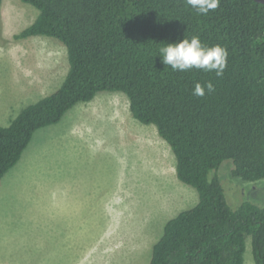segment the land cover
I'll list each match as a JSON object with an SVG mask.
<instances>
[{"label": "trees", "instance_id": "16d2710c", "mask_svg": "<svg viewBox=\"0 0 264 264\" xmlns=\"http://www.w3.org/2000/svg\"><path fill=\"white\" fill-rule=\"evenodd\" d=\"M22 1L39 13L15 37L59 39L69 70L57 90L0 124V180L38 129L101 91H121L133 116L156 126L175 156L177 177L199 195L166 222L150 264H245L248 237L253 262L264 264V205L247 197L233 208L219 175L232 160V178L264 180V3L220 0L202 15L186 0ZM193 36L227 49L222 76L163 64L161 47ZM209 81L214 91L192 94L197 82Z\"/></svg>", "mask_w": 264, "mask_h": 264}, {"label": "rangeland", "instance_id": "374dc122", "mask_svg": "<svg viewBox=\"0 0 264 264\" xmlns=\"http://www.w3.org/2000/svg\"><path fill=\"white\" fill-rule=\"evenodd\" d=\"M1 1L0 124L8 125L60 87L69 60L57 38L15 37L36 7ZM230 169L224 161L219 175L232 207L247 197L264 205V180L240 181ZM198 201L156 126L133 116L124 92L101 91L38 129L0 180V264H150L166 222ZM251 250L248 237L245 264H255Z\"/></svg>", "mask_w": 264, "mask_h": 264}, {"label": "clouds", "instance_id": "9594fccd", "mask_svg": "<svg viewBox=\"0 0 264 264\" xmlns=\"http://www.w3.org/2000/svg\"><path fill=\"white\" fill-rule=\"evenodd\" d=\"M186 3L198 14L207 15L219 6L220 0H186ZM159 52L163 57V64L171 66L173 70L183 72L195 68L215 72L217 76L223 75L228 57L227 49L220 45L206 46L198 36L167 44ZM206 90L209 93L214 91V85L210 81L204 85L197 82L192 94L202 97Z\"/></svg>", "mask_w": 264, "mask_h": 264}, {"label": "water", "instance_id": "95a60500", "mask_svg": "<svg viewBox=\"0 0 264 264\" xmlns=\"http://www.w3.org/2000/svg\"><path fill=\"white\" fill-rule=\"evenodd\" d=\"M256 1H259V2H262V3H264V0H256Z\"/></svg>", "mask_w": 264, "mask_h": 264}, {"label": "crops", "instance_id": "0c3cea01", "mask_svg": "<svg viewBox=\"0 0 264 264\" xmlns=\"http://www.w3.org/2000/svg\"><path fill=\"white\" fill-rule=\"evenodd\" d=\"M110 211H113V208H108ZM109 210H107V211H109Z\"/></svg>", "mask_w": 264, "mask_h": 264}]
</instances>
